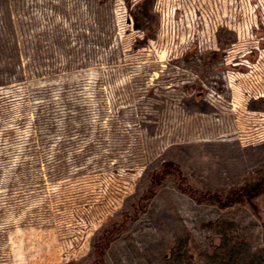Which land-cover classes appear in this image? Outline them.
I'll list each match as a JSON object with an SVG mask.
<instances>
[{
	"label": "rangeland",
	"instance_id": "374dc122",
	"mask_svg": "<svg viewBox=\"0 0 264 264\" xmlns=\"http://www.w3.org/2000/svg\"><path fill=\"white\" fill-rule=\"evenodd\" d=\"M139 1L0 0V264H264V194L153 178L264 171V0Z\"/></svg>",
	"mask_w": 264,
	"mask_h": 264
},
{
	"label": "trees",
	"instance_id": "16d2710c",
	"mask_svg": "<svg viewBox=\"0 0 264 264\" xmlns=\"http://www.w3.org/2000/svg\"><path fill=\"white\" fill-rule=\"evenodd\" d=\"M136 9L138 15L141 16V22L137 24V27L142 30H147V28L150 29L149 22L152 23V17L148 11L147 0H140L137 2ZM161 171L162 173H160ZM160 172L157 174L155 173L153 178L157 179V177H165L166 174H171L178 182V185L182 189L187 190V192L190 193V195L197 201L205 200L211 204H216L221 209L236 205H247L256 215V217L262 218L261 209H259V202L257 199L260 195L264 194V171L261 172V175H259L258 178L252 181H247V183L242 185H236V187H232L224 193L216 191L211 192L207 190L196 191L190 187H184L183 185L185 183L186 177L182 175L178 165H174L168 161H164ZM260 221L264 244V218H262ZM115 231H117V228L111 225L109 229H106V231H103V233L99 235L98 240H96L94 243L95 249L99 256L105 252L104 249L112 241Z\"/></svg>",
	"mask_w": 264,
	"mask_h": 264
}]
</instances>
